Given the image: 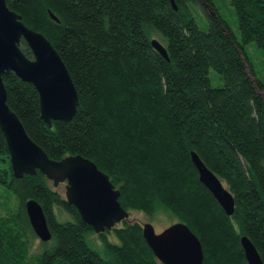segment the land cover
<instances>
[{"label": "trees", "instance_id": "obj_1", "mask_svg": "<svg viewBox=\"0 0 264 264\" xmlns=\"http://www.w3.org/2000/svg\"><path fill=\"white\" fill-rule=\"evenodd\" d=\"M5 1L51 42L77 92L72 118L47 127L34 86L12 72L2 76L6 104L48 156L78 152L109 175L127 210L149 217L163 210L185 221L200 238L204 264H248L243 233L264 262V82L253 78L244 50L254 41L264 51V0H229L239 38L213 0H175L176 7L171 0ZM205 2L213 11L203 29L194 12ZM20 48L32 57L23 40ZM210 67L221 75L218 86ZM191 149L231 190L232 213L199 180ZM58 184L39 169L14 176L0 129V185L16 198L14 209L0 212V264H165L136 219L97 232L95 246L94 230ZM30 197L51 231L32 251Z\"/></svg>", "mask_w": 264, "mask_h": 264}, {"label": "water", "instance_id": "obj_2", "mask_svg": "<svg viewBox=\"0 0 264 264\" xmlns=\"http://www.w3.org/2000/svg\"><path fill=\"white\" fill-rule=\"evenodd\" d=\"M171 3L176 7L175 0ZM51 18H57L49 12ZM23 40L32 57L20 48ZM151 44L168 58L164 43L152 36ZM12 72L20 80L31 83L38 93L40 118L47 127L52 120L68 121L75 113L78 97L72 79L51 42L39 31L26 26L21 16L0 0V129L4 135L14 176L34 173L39 169L53 185L64 183V197L72 203L81 219L95 232H102L118 221L128 218L129 210L119 200V189L109 175L90 158L75 152L59 158L46 151L26 132L17 115L6 104L2 76ZM198 178L220 203L232 213L233 194L216 172L210 169L195 149H191ZM24 208L33 232L40 240L51 237L41 204L27 198ZM141 233L157 259L165 264H204L203 246L196 232L183 220H173L160 230L146 220ZM248 264H264L261 254L245 233L240 235Z\"/></svg>", "mask_w": 264, "mask_h": 264}, {"label": "rangeland", "instance_id": "obj_3", "mask_svg": "<svg viewBox=\"0 0 264 264\" xmlns=\"http://www.w3.org/2000/svg\"><path fill=\"white\" fill-rule=\"evenodd\" d=\"M213 3L216 9H218L221 16L225 20H227L230 26V29H232V32L235 34L237 38H239L240 32H239L238 25H237V18H235L234 8H232L230 1L229 0H213ZM195 10H196L194 12L195 19L197 20L201 28L205 29V27L207 26V22H208L206 15L208 13H212L213 11V9L210 6V3L205 2L203 9L198 7ZM244 50L246 52L248 60L252 62L253 71L256 74L255 75L254 73H252L253 78L254 79L258 78L260 81L264 82V51L257 48L254 41H249L248 43H245ZM208 74L210 75L211 84L218 86L222 83V78H221L220 73H217L212 67L209 68ZM259 91L264 97V88L260 89ZM58 188L64 192V183L59 182ZM15 205H16L15 195L11 193L9 190H6L5 188L3 190V187L0 185V212H5V208L14 209ZM126 219L128 220L136 219L141 222L148 220L153 224L154 228H156L157 230H160V228H162L164 225L170 223L172 219H174V216L162 210L158 214H154L153 217H149L142 210L130 209L128 218ZM122 221L123 220L118 221L117 223H120ZM108 236H111V235L108 234ZM88 238L95 246H100L101 237L97 232L95 231L89 232ZM31 239H32V243L29 246L30 251L36 249V246H33V243L35 244L37 243V241L40 240L36 234H35V237L33 236Z\"/></svg>", "mask_w": 264, "mask_h": 264}]
</instances>
